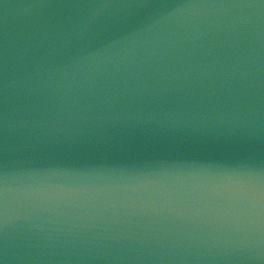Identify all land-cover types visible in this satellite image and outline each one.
Returning a JSON list of instances; mask_svg holds the SVG:
<instances>
[{
  "label": "water",
  "instance_id": "water-1",
  "mask_svg": "<svg viewBox=\"0 0 264 264\" xmlns=\"http://www.w3.org/2000/svg\"><path fill=\"white\" fill-rule=\"evenodd\" d=\"M0 264H264V0H0Z\"/></svg>",
  "mask_w": 264,
  "mask_h": 264
}]
</instances>
